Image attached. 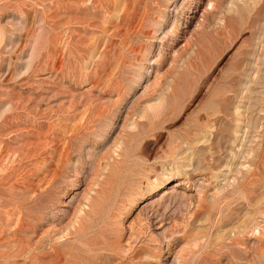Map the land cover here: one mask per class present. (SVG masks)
<instances>
[{
	"label": "rangeland",
	"instance_id": "obj_1",
	"mask_svg": "<svg viewBox=\"0 0 264 264\" xmlns=\"http://www.w3.org/2000/svg\"><path fill=\"white\" fill-rule=\"evenodd\" d=\"M126 263L264 264V0H0V264Z\"/></svg>",
	"mask_w": 264,
	"mask_h": 264
},
{
	"label": "bare ground",
	"instance_id": "obj_2",
	"mask_svg": "<svg viewBox=\"0 0 264 264\" xmlns=\"http://www.w3.org/2000/svg\"><path fill=\"white\" fill-rule=\"evenodd\" d=\"M66 147H67V145H66ZM69 147V146H68ZM65 148V151H66V153H68V151H69V148ZM74 152V151H73ZM65 153V154H66ZM71 153V152H70ZM69 154V153H68ZM67 154V155H68ZM3 156V155H2ZM61 157V156H60ZM59 157V158H60ZM67 157V156H66ZM128 157V156H127ZM63 158V157H62ZM68 158V157H67ZM61 159V158H60ZM59 159V160H60ZM65 159V158H64ZM63 159V160H64ZM69 159V158H68ZM59 164V163H58ZM66 164V163H65ZM54 185V184H53ZM13 187V186H12ZM52 190V189H51ZM49 191V190H47L45 193L47 194V196H49L50 195V197H51V192L52 191ZM10 191H12V190H10ZM13 193V192H12ZM16 194V193H15ZM14 197V196H13ZM11 198H12V196H11ZM11 198H9V199H11ZM23 198H25V197H23ZM45 199H46V197H41V195L40 196H38V197H36L35 199H33L30 203H31V206H33V208L35 209V210H38V212H41L46 206L44 205V203H45ZM12 200H14V199H12ZM8 201V200H7ZM6 201V202H7ZM22 201V200H21ZM24 201V200H23ZM9 203H10V201H9ZM30 203H28V204H30ZM50 203V202H49ZM13 204V203H12ZM27 204V203H26ZM8 205V204H7ZM10 205V204H9ZM18 206L19 205H17V208H18ZM22 207V206H21ZM21 207H19V208H21ZM25 207H26V205H25ZM23 208V207H22ZM26 209V208H25ZM24 209V210H25ZM31 212V211H30ZM30 212H28V213H30ZM21 213V212H20ZM26 213V212H25ZM28 213H27V215H28ZM32 213V212H31ZM34 213V212H33ZM32 213V214H33ZM23 213H21V215H22ZM38 215V214H37ZM24 215H22V217H23ZM29 216V215H28ZM32 216V215H31ZM27 217V216H26ZM37 217V216H36ZM40 217V216H39ZM29 218V217H28ZM19 219V218H18ZM22 219H24V218H22ZM22 219H20L19 221H18V223L16 224V229L17 230H19L20 229V227L23 225V223H22ZM27 220V219H26ZM28 221V220H27ZM32 221V220H31ZM98 224V223H97ZM26 225H24L23 227H25ZM32 230V229H31ZM37 231V230H36ZM35 231V232H36ZM56 246V245H55ZM19 252H20V250H19ZM30 252V251H29ZM14 253V252H13ZM18 253V252H17ZM12 254V253H11ZM20 254V253H19ZM28 254V253H27ZM25 255V254H24ZM13 256V255H12ZM17 256H18V254H17ZM15 258V257H14ZM5 259V258H4ZM127 264V263H126Z\"/></svg>",
	"mask_w": 264,
	"mask_h": 264
}]
</instances>
